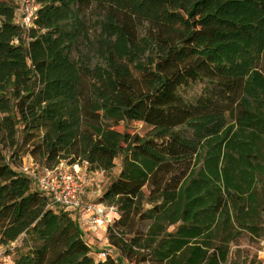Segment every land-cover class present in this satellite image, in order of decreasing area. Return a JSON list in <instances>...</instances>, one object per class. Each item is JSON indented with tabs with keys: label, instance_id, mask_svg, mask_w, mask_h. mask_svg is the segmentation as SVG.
<instances>
[{
	"label": "trees",
	"instance_id": "obj_1",
	"mask_svg": "<svg viewBox=\"0 0 264 264\" xmlns=\"http://www.w3.org/2000/svg\"><path fill=\"white\" fill-rule=\"evenodd\" d=\"M0 0V247L11 264H255L264 0ZM202 90L193 91L195 84ZM88 161L120 216L99 259L22 167ZM0 264H9L0 259Z\"/></svg>",
	"mask_w": 264,
	"mask_h": 264
},
{
	"label": "built area",
	"instance_id": "obj_2",
	"mask_svg": "<svg viewBox=\"0 0 264 264\" xmlns=\"http://www.w3.org/2000/svg\"><path fill=\"white\" fill-rule=\"evenodd\" d=\"M18 22L31 26L39 10L38 0H20ZM23 171L28 174L36 188L45 193L52 205L62 206L73 212L84 236L91 241L92 237H99L103 231L113 225L120 216L116 206L108 205L97 200L85 201V189L92 184L91 169L88 161L70 163L62 160L52 166H42L31 158L24 162ZM100 189L95 193L98 195ZM264 243V242H263ZM108 246L98 252L99 259H106L110 252ZM264 260V250L259 252Z\"/></svg>",
	"mask_w": 264,
	"mask_h": 264
},
{
	"label": "rangeland",
	"instance_id": "obj_3",
	"mask_svg": "<svg viewBox=\"0 0 264 264\" xmlns=\"http://www.w3.org/2000/svg\"><path fill=\"white\" fill-rule=\"evenodd\" d=\"M203 84H195L193 88V93L199 92L202 90ZM31 161V158H25L24 162L27 164ZM91 178H92V184L85 189L83 198L85 201L90 200H97L96 191L100 188H103L105 185H107L109 181V176H107L104 172L100 171H92L91 170ZM93 246L96 248V250H102L105 247L108 246V238L106 235V232L103 231L101 234H99V237H92L90 239ZM264 239H257L252 237L250 234L245 233L242 238H240L238 244H233L232 248L233 250L237 248L244 249L249 254V260H255L257 252H262L264 250ZM110 248V247H108ZM110 252L112 255H115V253L110 248ZM6 251L4 247H0V259L6 260L9 264H11L12 260L10 256H6ZM260 254V253H259ZM263 260V259H262ZM255 264H261L255 261ZM264 264V262L262 263Z\"/></svg>",
	"mask_w": 264,
	"mask_h": 264
}]
</instances>
